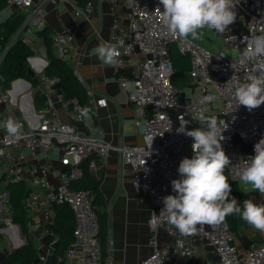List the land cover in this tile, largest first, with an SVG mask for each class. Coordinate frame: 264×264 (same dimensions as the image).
I'll return each mask as SVG.
<instances>
[{"label": "built area", "instance_id": "1", "mask_svg": "<svg viewBox=\"0 0 264 264\" xmlns=\"http://www.w3.org/2000/svg\"><path fill=\"white\" fill-rule=\"evenodd\" d=\"M108 1L125 9L124 28H120L119 21H113L110 43L122 45L118 46L116 70L130 66L129 73L119 75L117 82L121 89H126L128 84L132 86L128 102L142 144L112 145L105 141L99 125L85 124L83 106L76 99H63L57 92L58 78L48 79L41 74L47 62L35 73L34 78L39 76V81L34 88L21 78L13 80L9 88L0 83V238L1 234L8 238V231L14 234L17 242L8 246L10 250L23 245L27 236L33 235L40 249L36 259L39 264H45L49 255H53L54 264H101L99 220L92 205V192L73 189L70 184L83 176L84 168L93 175L100 162L114 151L122 165L131 170L134 192L147 200L152 209L148 220L151 251L141 264H197L196 247L188 237L199 239L207 248L208 257L202 264H264V236L261 241L239 249L226 218L216 226H198L195 235H180L168 224L166 214L160 212L162 198L174 194L171 181L179 178V162L193 155L192 138L176 132L180 116L189 121V130L200 127L201 115L217 118L224 137L222 147L231 160L224 170L229 180H240L247 161L255 155V143L264 137V105L249 112L234 99L237 85L245 82V75L253 73V65L241 56L245 46L242 41L244 36L264 34V0H240L236 21L223 34L207 28L220 38L221 48L203 47L190 37H172L162 23L163 7L159 0ZM43 2L6 0L5 4L21 10L25 14L24 23L41 27L45 23ZM90 12L91 4L86 3L76 15L86 16ZM170 45L186 55L189 63L185 72L192 97L181 101L179 86L172 82ZM225 49H233L236 57H228ZM51 50L53 56L62 60H71L78 53L69 32L54 34ZM29 59L26 60L31 63ZM36 90L45 99L41 111L33 105L32 95ZM208 95L214 101L200 103L201 97ZM87 103L104 107L107 102L87 96ZM58 106L64 109L66 121L61 119ZM10 117L21 125L19 140L10 137L3 126ZM169 121L171 131H168ZM83 124L91 134L79 128ZM54 167L58 170L52 171ZM8 184H18L24 189L21 205L29 219L25 232L20 223L13 221ZM255 193L256 200L264 204V195ZM60 206L70 209L74 227L66 250L55 257L52 245L57 240L53 224L55 209ZM158 229L165 232L168 243H159ZM48 237L52 240L46 245L44 240Z\"/></svg>", "mask_w": 264, "mask_h": 264}, {"label": "crops", "instance_id": "2", "mask_svg": "<svg viewBox=\"0 0 264 264\" xmlns=\"http://www.w3.org/2000/svg\"><path fill=\"white\" fill-rule=\"evenodd\" d=\"M32 1L36 3L43 0ZM86 3L91 4V12L86 16H78L76 11L83 7L74 0H44V25L32 27L24 23L17 31V37L34 50L29 68L35 75L41 70V64L48 61L44 40L38 32L47 28L49 39L59 32L71 33L78 50L71 59L73 73L83 83L88 96L95 99L103 98L107 102L104 107L90 106L89 112L85 113V124L99 125L105 141L112 145H140L142 137L136 133L133 108L128 102V93L132 86L128 84L126 89H121L117 82L119 75L129 73L130 66L117 71L115 67L102 64L94 54V49L99 44L110 43L113 21H119L120 28H124L125 9L120 4L112 5L108 0H86ZM13 10L14 8H9L5 4V8L0 11V23L5 21ZM4 51H0V56ZM134 57L136 56L132 58ZM34 79L37 83L39 76H35ZM58 112L61 119L66 121L62 106H58ZM85 124L79 128L91 134L92 132L85 128ZM57 170V167H54L52 171ZM92 176L96 180H101L100 190L108 214L101 264H141L151 251L149 240L152 232L148 225L151 205L134 192L131 185V170L122 165L117 152L111 151L104 161L100 162ZM156 235L161 245L169 242L162 229H158ZM188 238L196 247V263L202 264L208 257L207 248L199 239ZM35 245L40 251L39 246L36 243ZM2 255L7 264H12L5 252H2ZM33 264L39 263L35 260Z\"/></svg>", "mask_w": 264, "mask_h": 264}, {"label": "clouds", "instance_id": "3", "mask_svg": "<svg viewBox=\"0 0 264 264\" xmlns=\"http://www.w3.org/2000/svg\"><path fill=\"white\" fill-rule=\"evenodd\" d=\"M159 4L163 7L162 23L167 32L174 38L195 40L204 28L218 34L228 31L236 21L240 0H159ZM242 42L245 46L241 56L253 65V73L245 75V82L237 85L234 99L238 106L251 112L264 105V34L244 36ZM118 46H122L120 42L99 44L94 54L102 64L116 67L120 56ZM213 101L214 97L208 95L201 97L200 103ZM179 119L176 132L192 138L193 155L181 159L177 169L179 178L171 181L174 194L162 198L160 212L166 214L168 224L180 235H195L198 226H216L228 215L238 214L255 230L264 232V204L246 199L241 208L231 195L232 187L224 174L231 160L222 147L224 137L217 118L201 115L200 127L191 130L187 128L188 120L183 116ZM169 125L168 131H171L170 121ZM3 126L10 137L21 138V125L11 117L3 122ZM254 153L240 173V180L264 195V137L255 143Z\"/></svg>", "mask_w": 264, "mask_h": 264}, {"label": "trees", "instance_id": "4", "mask_svg": "<svg viewBox=\"0 0 264 264\" xmlns=\"http://www.w3.org/2000/svg\"><path fill=\"white\" fill-rule=\"evenodd\" d=\"M5 1L6 0H0V11L5 8ZM74 1L82 7L86 4V0ZM24 21L25 14L21 10L14 8L13 12L10 13L5 21L0 23V51H4L8 47L0 66V83L4 88H9L10 83L18 78L27 81L33 80L29 79L27 76L26 59L31 58L34 55V50L21 38H14L16 32L21 28ZM38 33L44 40L45 53L48 60L42 69L41 74L48 79L58 78L57 92L63 96V99L65 101L76 99L78 103L83 106L84 112H89L90 105L87 103L88 95L86 88L73 73L71 60H62L53 56L51 53V39L48 38L47 28H43ZM10 42L11 44L9 45ZM169 50L174 72L172 82L176 84L183 79L184 72L189 64L188 58L186 55L180 53L175 45H170ZM44 101L45 99L43 95L34 98L33 105L35 110H43ZM100 182L101 180L94 179L86 168H84L83 176L78 181L71 183L70 187L73 189H87L92 192V205L99 220V238L103 258V248L108 227V214L100 190ZM228 182H230L229 179ZM6 189L9 191V203L13 211V221L20 223L23 230H26V223L29 219L26 217L21 205V198L24 195V189L18 184H8ZM231 195L241 204L235 189L232 190ZM254 195L256 196V193H254ZM55 211L56 215L54 218L53 233L58 245L53 253L56 257L66 250L71 241L74 221L72 213L67 206L57 207ZM226 219L231 233L236 238L238 234V224L241 222L240 215L231 214L228 215ZM51 240L52 238L48 237L44 242L48 245ZM24 242L23 245L13 250L6 251L5 254L12 264H33L37 259L39 250L30 240H27V238Z\"/></svg>", "mask_w": 264, "mask_h": 264}, {"label": "rangeland", "instance_id": "5", "mask_svg": "<svg viewBox=\"0 0 264 264\" xmlns=\"http://www.w3.org/2000/svg\"><path fill=\"white\" fill-rule=\"evenodd\" d=\"M202 33L198 39H195V42H197L199 45L206 47V48H211L212 46L215 48H221L222 47V41L220 38L213 32L208 30L207 28H204L200 30ZM191 38V37H190ZM225 53L227 54L228 57H236V52L233 49H225ZM1 55V53H0ZM1 58V56H0ZM27 64V69L30 67L29 63L26 60ZM36 80H30L29 82L27 81L28 84L32 85L31 88H34ZM182 83H178V100L181 101L182 98H189L192 97V92L190 86V80L186 75V72H184L183 79L181 80ZM196 92V89H194ZM20 96L17 97V104H18V99ZM215 105H218L217 101L215 102ZM186 151L189 153L188 148L189 144H186ZM231 184L232 190L235 189L238 198L241 202L240 206L241 208L243 207V201L246 199H251L254 203L258 204L259 202L256 200V196L254 195L255 191L252 189L251 185L245 184L241 180H230L229 182ZM26 230H24L25 232ZM8 233V238L7 235L1 234L0 238V263L4 262L7 264L6 260L4 259L2 252L9 251L8 246L16 244L15 236L14 234ZM264 236V232H261L259 230H255L251 225H249L246 221H244L241 218V222L238 224V234L237 237L235 238V244L236 246L241 249L243 248L244 245L242 244V238H247L250 242H258L261 241ZM21 239H23L21 237ZM24 240V239H23ZM27 240H30L32 244L35 245V240L33 235H28ZM37 244V243H36ZM16 247V246H14ZM10 250H13L15 248L10 247ZM17 248V247H16ZM6 255V254H5Z\"/></svg>", "mask_w": 264, "mask_h": 264}, {"label": "water", "instance_id": "6", "mask_svg": "<svg viewBox=\"0 0 264 264\" xmlns=\"http://www.w3.org/2000/svg\"><path fill=\"white\" fill-rule=\"evenodd\" d=\"M17 36H18V32L16 33V35H15L14 38H16ZM11 42H12V41H11ZM11 42L9 43V45L11 44ZM7 50H8V47L5 49V51L3 52V54H2V56H1V58H0V66H1V64H2L3 58H4V56H5L6 52H7ZM29 60H33V59L30 58ZM27 76H28L29 79H33V78H34V72L32 71L31 68H28V69H27ZM41 95H42V92H41L40 90H36V91L33 93L32 98H36V97L41 96ZM242 244L244 245V247H248V246L250 245V241H249L247 238L244 237V238H242ZM57 245H58L57 243H54V244L52 245V248L55 250L56 247H57ZM45 264H54V258H53V255H49V256L47 257V260H46Z\"/></svg>", "mask_w": 264, "mask_h": 264}]
</instances>
